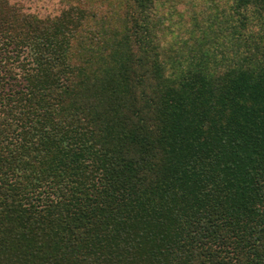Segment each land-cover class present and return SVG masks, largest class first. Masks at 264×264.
Instances as JSON below:
<instances>
[{"label": "trees", "instance_id": "obj_1", "mask_svg": "<svg viewBox=\"0 0 264 264\" xmlns=\"http://www.w3.org/2000/svg\"><path fill=\"white\" fill-rule=\"evenodd\" d=\"M47 1L0 0V264H264V0L189 60L182 0Z\"/></svg>", "mask_w": 264, "mask_h": 264}, {"label": "rangeland", "instance_id": "obj_2", "mask_svg": "<svg viewBox=\"0 0 264 264\" xmlns=\"http://www.w3.org/2000/svg\"><path fill=\"white\" fill-rule=\"evenodd\" d=\"M164 1L165 6H161V10L167 12L170 9L171 19H173L172 21H175L176 17L173 18V15L177 12V10L175 8H172L173 2H171V0H163V2ZM57 2L58 0H48L46 4L48 6L53 5L57 7ZM182 2L183 4L180 5L179 8H184L186 6L185 10H188L198 15V23L206 21V19H203L205 16L208 17L209 21H206L207 23L205 24L204 22L200 25L198 24L199 27H197V29L192 23L188 31H185L179 25H175L174 30L168 35L166 41V43L169 44V46L167 47V55H173L177 53L180 54L181 57L183 56L184 58L189 60L190 58L188 57L187 53L191 55V50L195 49L197 47V44L203 41L201 30L206 28L205 25L208 23L210 24V34L209 38H207L209 43L204 42L205 45L215 46L216 50L217 47L220 46L225 49L226 41L222 39V37L225 34L228 35V33L231 31L230 22L225 21V18L229 17L233 0H182ZM216 29L222 30L221 32L218 31L222 33V35L217 40L215 37ZM213 37L214 39H211Z\"/></svg>", "mask_w": 264, "mask_h": 264}]
</instances>
